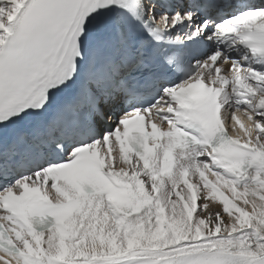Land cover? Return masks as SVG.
<instances>
[{
  "label": "snow or ice",
  "instance_id": "snow-or-ice-1",
  "mask_svg": "<svg viewBox=\"0 0 264 264\" xmlns=\"http://www.w3.org/2000/svg\"><path fill=\"white\" fill-rule=\"evenodd\" d=\"M0 264H264V0H0Z\"/></svg>",
  "mask_w": 264,
  "mask_h": 264
}]
</instances>
